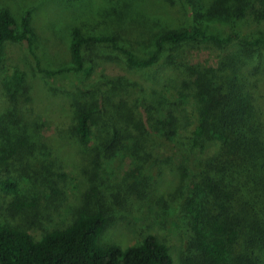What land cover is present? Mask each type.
Segmentation results:
<instances>
[{
    "label": "trees",
    "instance_id": "obj_1",
    "mask_svg": "<svg viewBox=\"0 0 264 264\" xmlns=\"http://www.w3.org/2000/svg\"><path fill=\"white\" fill-rule=\"evenodd\" d=\"M182 1L194 24L153 34L151 51L141 59L124 44L122 28L146 15L126 0L101 16L111 33L91 34L86 23L71 26V65L57 70L43 69L33 50L32 11L19 19L0 10L6 104L0 111V202L6 201L0 207V264H264V32L248 37L234 29L219 36L204 27L216 22L236 28L248 17L264 25V0ZM9 44H26L34 71L46 80L82 76L75 91L59 90L72 97L69 115L48 119L27 107L32 87L27 72L6 65ZM196 44L222 55L206 65L183 58L182 49ZM110 64L144 73L146 80L107 75L103 69ZM48 140L76 147L72 172L81 169L78 183L84 185L69 218L50 228L43 220L52 221L54 200L67 193L72 172L53 156L42 174L29 175ZM158 144L179 155L162 157ZM167 174L173 187L157 189ZM145 210L147 217L176 219L179 247L146 229L128 247L104 242L118 214L135 217Z\"/></svg>",
    "mask_w": 264,
    "mask_h": 264
},
{
    "label": "rangeland",
    "instance_id": "obj_2",
    "mask_svg": "<svg viewBox=\"0 0 264 264\" xmlns=\"http://www.w3.org/2000/svg\"><path fill=\"white\" fill-rule=\"evenodd\" d=\"M118 1L120 0H0V10L2 8H8L19 19L27 10L32 11V23L36 33L33 50L41 61V67L43 69L57 70L68 68L71 65L70 41L72 28L70 27L78 24L84 25L86 23L84 29L91 34L111 33L114 28L110 27V29H106L103 27L101 23L107 22V19L101 16L116 6ZM126 2L138 8L139 12L145 13L147 18H151V21L146 22V16H135L139 20L134 23L130 20L127 22L126 27L122 28L125 35L120 31L126 39L123 41L124 44L137 53L138 59L145 57L151 51L149 46L151 45L153 34L155 35L166 28L171 29L185 26V24L188 26L194 24L188 6L182 0H176L174 5L164 0H126ZM156 17L161 20H155L154 24ZM247 20L241 22V25H237L236 28L230 25H221L216 22L206 23L204 27L208 32L218 34L219 36H226L234 29L242 36L248 37H256V35L264 32L263 24L258 25L252 22L249 20V17ZM181 52L182 57L186 60H194L203 65L213 63L219 55H222V51L212 45H190L184 47ZM6 57L7 66H15L19 68V71L27 72L28 74L27 82L32 87L30 91L32 100L27 107L36 110L37 115H42L48 119H53L59 114H70L72 97L63 95L59 90L70 93L75 91L77 84L82 80L81 75H77L76 73H63L52 80H46L40 73L34 71V59L26 44H9L6 49ZM103 71L107 75L117 72L125 73L131 78H145L144 73L131 72L123 65L110 64ZM100 72H96L95 77ZM1 85L0 79V111L6 105L3 101ZM259 91H261V105L264 110L263 77L260 80ZM32 136H34L33 142H35L37 137L35 131H33ZM46 144L49 148L43 142L41 143V156L32 164L31 170L34 169V172H31L29 175L35 177L37 174H42L45 170H41L42 165L44 164L45 168L48 169L46 163L50 164L53 156H59L64 162L66 170L72 172L74 170L73 161L76 159V147L73 145L70 146L72 144L71 142L61 144L55 140H48ZM165 149L160 144L155 147L156 153L162 155V157L179 155L172 148ZM117 174L119 176L118 178H122V174ZM80 176L81 169H75L72 172L71 177L68 179L69 186L67 187L69 189L67 193L54 200V203H57L54 205L58 206V210L54 212L52 221L48 222V219L43 220L47 227H53L58 222H64L69 218V208L76 205L77 199L83 194L84 185L78 183ZM32 181L34 183L35 179L33 178ZM172 181V175L167 174L157 189L162 191L168 190L169 187H173L174 185ZM38 182L42 183L43 179L40 178ZM33 190L40 192L42 191V187H34ZM47 193L46 191L45 194ZM5 204L6 201L1 200L0 207L5 206ZM146 213L145 210L141 216L134 217L122 211L115 218L117 220L110 223L103 237L104 242H113L128 247L139 242L143 236V229H146L148 233H157L169 240L173 248L179 247L180 241L176 236V219L169 215L163 218L157 217L155 214L148 215L147 217ZM3 215V218L7 217L11 223L19 222V219L12 218L9 213H3Z\"/></svg>",
    "mask_w": 264,
    "mask_h": 264
}]
</instances>
